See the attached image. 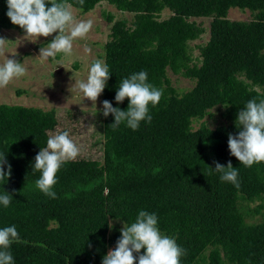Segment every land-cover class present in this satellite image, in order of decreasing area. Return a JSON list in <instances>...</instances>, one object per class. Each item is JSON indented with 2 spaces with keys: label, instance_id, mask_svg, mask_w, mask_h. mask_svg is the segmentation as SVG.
I'll return each mask as SVG.
<instances>
[{
  "label": "trees",
  "instance_id": "trees-1",
  "mask_svg": "<svg viewBox=\"0 0 264 264\" xmlns=\"http://www.w3.org/2000/svg\"><path fill=\"white\" fill-rule=\"evenodd\" d=\"M101 1L132 19L127 24L103 13L110 23L102 46L110 76L96 113L93 144L100 155L64 163L54 199L36 187L41 173L33 167L56 126L54 110L0 103V153L11 166L0 195L12 196L8 207L0 204V229L15 226L19 233L20 242L9 248L13 264H102L123 224L134 223L141 210L154 213L161 234L184 250L180 264H264V162L245 167L228 148V136L240 131L238 113L249 100H264V0H84L82 6L66 0L83 13ZM231 7L248 10L251 18L229 19ZM7 10V0H0V30L22 32ZM163 10L168 15L160 18ZM195 17L210 18L198 63L187 47L204 31L189 20ZM167 70L192 86L178 92ZM140 71L163 93L148 106L152 119L135 131L126 122L112 127L114 116L102 114V102L126 110L128 99L117 103L116 92ZM216 106L222 123L192 128ZM229 161L239 186L214 170L215 163ZM254 200L259 202L248 208ZM254 216L260 220L247 221Z\"/></svg>",
  "mask_w": 264,
  "mask_h": 264
},
{
  "label": "clouds",
  "instance_id": "clouds-1",
  "mask_svg": "<svg viewBox=\"0 0 264 264\" xmlns=\"http://www.w3.org/2000/svg\"><path fill=\"white\" fill-rule=\"evenodd\" d=\"M83 2L84 0H79L81 6ZM7 9L6 15L11 23L22 28L26 36L34 37L35 41L39 37L58 33L46 48L40 49L39 57L45 60L55 58L58 53L71 54L73 41L85 38L92 28L91 21L76 20L72 5L66 0H7ZM8 41L0 38V57L4 58L3 63H0V88L6 87L13 79L22 77L27 72L22 63L7 58ZM85 51L91 50L86 47ZM109 76L108 65L103 60L96 59L89 68L87 79L76 81L74 87L82 93L83 99L87 98L95 105L106 87ZM147 81L146 71L134 73L121 81L115 101L120 103L127 98L129 103L126 110L114 108L107 100L102 102V114L105 117L110 113L114 116L112 127L126 122V126L135 131L141 121H151L148 106L151 104L155 107L163 93ZM236 123L240 125V131L237 136H228L230 154L245 167L264 162V100H249L246 107L238 113ZM79 153L80 149L67 131L50 136L47 146L40 149L34 158V170L41 173L35 182L36 187L54 199L56 193L53 187L57 183V173L64 163L75 160ZM214 170L222 173V181L239 186L238 170L230 161L227 166L215 163ZM10 174L11 166L5 155L0 153V180H7ZM11 200L12 196L6 192L0 195V204L5 208L10 205ZM157 222L158 218L154 213L141 210L134 223L130 226L123 224L115 249L108 251L102 259V264H137V261L138 264H180L184 250L173 238L161 234ZM13 242H20L16 227L0 229V264H13L9 251ZM141 249H144L142 255H134L139 254Z\"/></svg>",
  "mask_w": 264,
  "mask_h": 264
},
{
  "label": "rangeland",
  "instance_id": "rangeland-1",
  "mask_svg": "<svg viewBox=\"0 0 264 264\" xmlns=\"http://www.w3.org/2000/svg\"><path fill=\"white\" fill-rule=\"evenodd\" d=\"M77 21H91L92 28L85 38L73 41L71 54L58 53L55 58L47 60L39 57L40 49L46 48L58 33L48 37L26 36L25 31L17 32L12 29L0 30V38L9 40L7 42L6 56L22 63L27 72L24 76L13 79L6 87L0 88V103L33 106L42 110L53 109L56 117V126L50 132V136L67 131L70 138L80 149L77 157H98L100 155L99 144H93L98 137L97 126L99 120L96 115L101 108L100 96L95 105L87 98L83 99L82 93L78 92L74 84L76 81L86 80L91 64L96 59L103 60L102 46L108 38L110 23L107 22L103 13L112 15V20L125 19L127 24L132 19V14L116 10L112 5L101 1L87 12H80L72 7ZM168 15L163 10L160 18ZM227 17L231 20H249L251 13L248 10H238L231 7L228 9ZM201 25L203 33L195 40L187 42L188 53L193 63H198V45L203 44L208 37V17L189 18ZM90 49L86 52L85 48ZM4 58L0 57V63ZM55 69V70H54ZM54 70V71H53ZM171 84L178 92L190 88L193 81L180 74H173L167 70ZM19 91L20 93H17ZM221 107L216 106L209 110L211 115L194 120L192 128H196L200 122L208 127L223 122L220 116ZM97 113V114H96ZM96 118V119H95ZM259 201L254 200L246 204L252 208ZM260 216L248 217L247 221L256 222ZM109 251V250H108Z\"/></svg>",
  "mask_w": 264,
  "mask_h": 264
}]
</instances>
